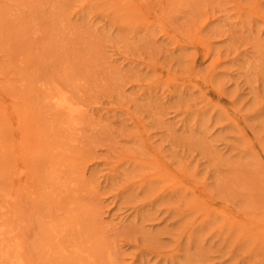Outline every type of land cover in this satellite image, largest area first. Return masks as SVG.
<instances>
[{"label":"rangeland","instance_id":"1","mask_svg":"<svg viewBox=\"0 0 264 264\" xmlns=\"http://www.w3.org/2000/svg\"><path fill=\"white\" fill-rule=\"evenodd\" d=\"M16 257L264 264V0H0Z\"/></svg>","mask_w":264,"mask_h":264},{"label":"bare ground","instance_id":"2","mask_svg":"<svg viewBox=\"0 0 264 264\" xmlns=\"http://www.w3.org/2000/svg\"><path fill=\"white\" fill-rule=\"evenodd\" d=\"M59 89V88H58ZM53 97V96H52ZM54 99V103L56 104L55 106L57 108L63 109L65 110V112L67 113V115L71 116L70 114H72V112H74L75 107L73 106V104L71 102H69L65 97L63 96H58V97H54L52 98ZM20 172V171H19ZM14 252V251H13ZM6 253H3V255H5ZM18 256V255H17ZM12 263L15 264H25L24 260L22 261L21 257L18 258L16 257L14 260H12Z\"/></svg>","mask_w":264,"mask_h":264}]
</instances>
